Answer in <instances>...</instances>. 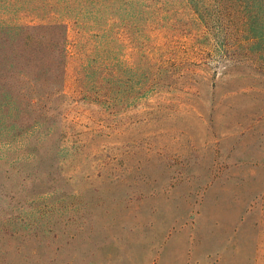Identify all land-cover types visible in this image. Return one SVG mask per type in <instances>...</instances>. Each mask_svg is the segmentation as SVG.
Here are the masks:
<instances>
[{"label": "rangeland", "instance_id": "rangeland-1", "mask_svg": "<svg viewBox=\"0 0 264 264\" xmlns=\"http://www.w3.org/2000/svg\"><path fill=\"white\" fill-rule=\"evenodd\" d=\"M132 9L109 30L111 76L139 66ZM181 39L171 86L145 99L137 76L93 103L75 94L77 58L57 102L0 44V264H264V53L223 73Z\"/></svg>", "mask_w": 264, "mask_h": 264}, {"label": "trees", "instance_id": "trees-1", "mask_svg": "<svg viewBox=\"0 0 264 264\" xmlns=\"http://www.w3.org/2000/svg\"><path fill=\"white\" fill-rule=\"evenodd\" d=\"M132 7L140 19L139 66L131 59L124 69L119 61L111 76L109 30ZM181 38L188 41L186 55H215L218 67L227 73L237 52H254L251 61L255 53L262 51L258 57L264 53V0H0V44H14L15 76L25 79L33 73L27 85L47 78V91L57 102L66 98L67 70L74 58L78 60L75 94L88 102L102 99L112 84H125V90L133 91L137 76L140 91L149 99L175 83L176 76L185 75L177 73L184 61L176 46ZM127 41L133 43L134 38L122 28L119 48ZM28 99L38 104L43 97L28 92Z\"/></svg>", "mask_w": 264, "mask_h": 264}]
</instances>
